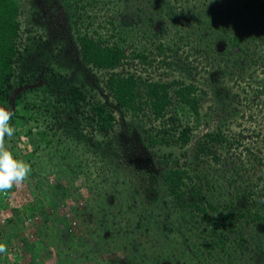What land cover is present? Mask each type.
Here are the masks:
<instances>
[{"label": "trees", "instance_id": "1", "mask_svg": "<svg viewBox=\"0 0 264 264\" xmlns=\"http://www.w3.org/2000/svg\"><path fill=\"white\" fill-rule=\"evenodd\" d=\"M61 6L68 21H41L55 26L49 49L33 46L30 35L23 34V15L29 14L28 22L31 15ZM37 28L43 32L44 26ZM61 36L78 46L77 53L69 52L72 61L82 63L78 69L50 57L58 44L51 39ZM261 45L264 0H0V106L14 112L16 132L6 137V145L32 168L24 181L29 188L26 205L38 199L35 187H40L51 196L54 210L59 209L74 195L61 182L63 173H81L93 165L92 174L103 177L100 186H90L93 197L110 205L113 193L123 191L125 206L150 224L140 232L150 228L151 236L166 240L145 242L142 257L134 241L129 264H147L146 258L149 264H170L168 254L161 252L198 238L208 248L206 235L225 248L231 238L214 229L213 211L229 210L223 214L227 220L237 225L243 219L252 224V234L264 237ZM43 56L48 61L35 63ZM261 67L263 75H258ZM88 70L103 71L104 78L94 79ZM22 135L30 142L29 151L19 147ZM49 147L57 151L52 150V157L60 153L68 164L50 160ZM16 187L0 193V211L12 207L9 199ZM160 203L163 213L156 209ZM30 206L25 215L31 214ZM87 208L73 209L81 219ZM103 209L87 239L79 240L90 242L98 229L102 247L92 248V254L107 264L112 261L103 256L111 248L110 214ZM14 210L7 225L16 230L22 227L21 209ZM40 217L49 221L47 213ZM56 220L61 235L64 225ZM130 221L129 215V230ZM5 233L6 224H1L0 243L6 251L0 253V264H15L10 254L15 246L7 245ZM61 239L68 243L67 236ZM195 247L198 259L189 264L224 260L219 250L203 258ZM77 248L67 249V256L72 252L77 257Z\"/></svg>", "mask_w": 264, "mask_h": 264}, {"label": "rangeland", "instance_id": "2", "mask_svg": "<svg viewBox=\"0 0 264 264\" xmlns=\"http://www.w3.org/2000/svg\"><path fill=\"white\" fill-rule=\"evenodd\" d=\"M140 11H142V14L146 15L145 8H143V10L140 9ZM28 15L29 14L23 15V21H22V27L24 28L23 34L30 35L31 37L30 42L33 43V46L35 45L43 50L49 49V45L51 44V42L48 40V37H50V35L52 36L51 30L54 29L55 26L50 25L49 23L47 24L46 21L43 22L41 21L45 19L48 20L55 18L59 22L61 20L66 21V19L68 21L69 19L68 16L66 17L65 8L63 6L59 7L58 10L52 8L50 10H44L41 14L38 15L35 16L31 15L29 19L32 21L26 22L24 20ZM98 20L102 22L101 19ZM39 21L41 22V24L38 23ZM96 24L97 21L95 25ZM38 26H44L43 32L42 30H39L37 28ZM26 28H30L31 30L30 33H24ZM47 31L48 34L46 33ZM238 32L239 34H242L243 28H240ZM39 34H43V37H41ZM51 40L54 41V43H58L55 46V49H53L54 54H50V57L52 58L53 61L54 60L59 61L65 66L68 67L72 66L77 69L79 68L77 64H79V66L82 65L80 61L79 62H77L78 60L76 62L72 61V59L69 57V52L71 51V49L75 53L78 52L77 50L78 46L77 48H74L72 46V43L75 45L73 39H67L61 36V37H54ZM260 48L263 49L264 46L261 45ZM40 60L48 61L47 58L43 56L42 58L37 59L35 63ZM261 71L263 72L262 67L258 71L260 73L258 75L262 74ZM88 73L94 79H97L99 81H101L102 78H104V73L103 71L100 70H88ZM100 83L101 82H99V84ZM19 147L21 150H27V151H29V148H31L30 142L26 137V135H22L21 141L19 143ZM49 148L51 149L49 151L50 154L48 155L49 156L48 158H50V160H53L54 162H58V163H60L59 161L62 160V163L64 164L62 166H66L68 164V160L66 159L67 157L60 153L59 154L57 153V157H52V153H53L52 150H54L55 152L57 151L55 147L54 148L49 147ZM38 155L39 154L37 153L36 156ZM92 166L91 165L84 166L82 168L81 173H77V172L63 173L60 180L67 187H70V189L73 191V194L75 195V198L73 195V200L72 199L66 200L64 204H61L59 209L56 208V210H54L53 207L54 203L50 200V195L47 193V191L44 192V189L40 187H35L36 190L39 192V194H37L38 199L36 198L34 200L31 199L32 200L31 206L26 205L27 202L24 201L21 195L19 196V194L17 195L13 194L12 196H10L9 201H11L13 205L19 206L18 208L21 209L20 215L22 222L26 223L30 228V230H28L24 225L23 231H21L20 235L17 237H19V239L20 238L23 239L25 236H27L26 233L30 234V232H32V236L27 241L26 245L25 246L21 245V247H19L22 249L18 248L16 251H10V254L13 257V261L17 262L15 264H100L102 261L100 259L95 258L96 256L92 254L93 252L92 248H94L95 246L97 248L102 247V241L99 239L98 229L97 230L95 229L96 233L94 234L92 240L91 238H89L90 242L81 239L79 240L81 236H85L84 239L85 238L87 239L86 235L90 233L89 231L93 230L92 227L93 228L96 227V223L98 222V218H99L97 214L99 213L103 214V211L99 212L100 206H104L103 210H105V213L110 214L109 215L110 218L108 216L107 217L110 220L109 227L111 229L110 230L108 229V233L110 236L109 239L111 240V244H110L111 248L110 251L106 252L103 256L106 258L107 257L110 258L112 261H108L107 264H129L127 261L128 260L127 253L130 252L131 254L132 252L135 253V249L133 246L134 241H135L134 244H137L138 249L139 250L141 249V252L137 251L139 257L146 255L147 250L145 247L148 244H145V242H148L151 245L155 243L156 240L161 244H163L166 241L164 239L158 238V236H156L157 238L151 236L153 234L149 233L150 228L146 232H142V233L140 232L141 226L148 227L150 224L149 222H148L149 225L147 224L146 221L147 218L139 219L138 217H136L135 215L136 212L135 211L132 212V209L129 207L128 204H126L125 206V203L123 202L124 200L123 191L118 190L113 193L114 198L111 203H108L110 205H106L103 201H100L101 199H95L93 197L94 195L93 193H91V190L89 188L90 186L94 187V185L96 186V188L100 186L99 181L102 180L103 177L99 178L98 175L96 176V173L95 175H93L92 170L94 169ZM89 171H91L92 175L90 178H87L86 176L90 175L88 174L90 173ZM98 192L100 193L101 196H103L102 191H98ZM27 197L30 198L31 196L27 195ZM219 198L222 201L225 199V197H223V195L221 194ZM161 201L162 200H159V202ZM156 203L157 201L154 204ZM85 204H88V208L81 213V219H80L79 215L75 213L74 211L75 209L73 208L75 205L77 207L79 206L83 207ZM160 204L157 205L156 209L159 210L160 213H163L164 212L163 208L165 206L164 204L161 205ZM26 206H30V212H31L30 216L32 220H30L29 217H26V220H24V214L22 212ZM228 211L224 210V213ZM9 212L10 210L2 209L0 211V216L3 214L7 215ZM42 212L47 213L49 215V221L47 223L43 221L40 217ZM224 213H218L213 211L212 214H210V216L214 220L211 222V224L213 223L212 225L214 229L218 227L219 229H221V232H223L225 235H228L229 238H231V241L227 245H225V248L220 245V241L219 243L217 242V244H215L209 235H206V237L204 238L206 241H209V243H211V246H208V248L206 247L203 248V244H202L203 241L198 240L200 238H198L195 241L193 240L194 244H192L193 243L192 241H191L192 243L186 241V243H184L183 245L180 244L179 248L175 250L171 248L167 249V247L163 245L168 251L167 253L166 251L161 253H163L165 257L166 254H168V256L166 257L167 259H169L168 263L189 264L190 262L194 261V259L195 260L198 259V255L195 254L196 252L195 246H197L203 251V258L207 257L211 253L215 254V252L218 250L223 252L224 260L222 262L218 261L217 264H264V237L262 236V234L260 233V235H258L259 232L257 231L252 234L251 231H253L254 229L249 227V225L252 224L246 225L243 219L238 220L237 225H235L230 220H227L224 217L223 215ZM129 215L131 219L130 230L128 229V225H127V220L129 219ZM57 218H59L64 225V232L61 233V235H60V231L57 229L58 226L56 220ZM111 220L114 221V223H112ZM250 234H252L251 237ZM62 235L68 237L67 244L63 242L64 240L62 241L61 239ZM149 237H151L152 239ZM201 237L203 238V236ZM243 238L245 239L243 240ZM74 240H76L75 244H73ZM237 240H241L242 243L240 245L235 244L234 241ZM76 246H78L77 257L72 256L71 255L72 252L67 256V249L74 250ZM156 249L157 251H160L159 247H156ZM58 250L62 251V254H60V256H58L57 254ZM152 250L153 249H151L150 251ZM146 260H147V264H149L150 262L149 258H146Z\"/></svg>", "mask_w": 264, "mask_h": 264}, {"label": "clouds", "instance_id": "3", "mask_svg": "<svg viewBox=\"0 0 264 264\" xmlns=\"http://www.w3.org/2000/svg\"><path fill=\"white\" fill-rule=\"evenodd\" d=\"M13 116V111L9 110L5 106H0V193H6L14 186H17L12 191L10 196H12L13 194H19V196L21 195L23 200L26 201V192L29 188L28 186L26 187L24 181L29 178V175L32 171L31 165L23 159L17 158L13 151H11L10 148L6 145V137L11 138L16 132V128L11 123ZM14 207L16 209H19V206L13 204L12 207L4 209L10 210V212L7 215L3 214L0 216V226L1 224H6V233L4 234L3 239H5V242L7 239H9L10 244L7 243V245H13L15 246V250H17L19 247H21V245H26L27 241L32 236V232H30V234L26 233L27 236H25L23 239H19V237L17 236H19L20 232L23 231V226L25 225L26 228L30 230L29 226L26 223H23L22 219H19L22 226L20 229L18 228L14 230L12 225H7V223H11L8 222V219L13 218L15 215ZM22 213L24 214V212ZM18 214L20 215V213ZM30 215L31 214H24V220H26V217H29V219L32 220ZM5 251L6 245L0 243V253H3Z\"/></svg>", "mask_w": 264, "mask_h": 264}]
</instances>
